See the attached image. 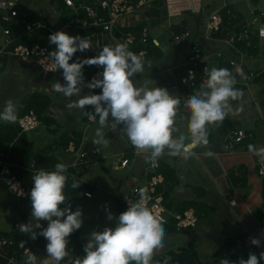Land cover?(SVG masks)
<instances>
[{
  "label": "crops",
  "instance_id": "crops-1",
  "mask_svg": "<svg viewBox=\"0 0 264 264\" xmlns=\"http://www.w3.org/2000/svg\"><path fill=\"white\" fill-rule=\"evenodd\" d=\"M225 4H227L226 7ZM19 6L21 20L29 19L46 23V29L52 33L64 31L71 36H80V30L66 26L74 11L66 6L65 0H19ZM225 8L232 10L231 17L234 19L232 22H225L224 19V25L242 22L243 25L251 28L253 38H250L249 44L246 43L243 47L245 69L247 71L262 70L264 15L260 14L264 12V0H157L124 16L115 26L116 32L122 37L127 34L138 35L139 31L148 28L151 42L160 48L161 55L158 58H148L144 73L136 74L132 79L137 85L166 88L170 94L182 97L183 101L175 123L174 135L177 137L189 136L190 110L183 106V102L195 94L201 86L192 92L182 84V77L186 75L188 69L191 44L201 45L209 57L210 70L213 67L226 68L230 59L240 57L225 44L220 34L207 37L206 25L210 14L219 9L222 15ZM180 24L184 29L181 28L180 32L175 31V27ZM5 26H7L6 23L0 21V64L5 63L0 76V88L9 93L0 97V108H4L6 102L13 97L12 95L21 93L19 105L16 107L18 119L20 109L24 106L27 97L41 96L40 98L48 99L49 102L43 114L49 121L47 125L52 123L59 125L57 129H49L52 132L51 139L48 140L50 142L43 145L36 144V139L40 136V128L22 133L17 126V120L11 123L0 120L2 140L15 133L14 139L8 142L7 148L9 156L13 148L10 160L14 164V172L21 181L26 183V187L32 188V178L39 170L53 171L57 163H64L67 168L65 175L68 178L65 202L73 203L71 206L73 211L77 208L82 209L83 219L100 221L99 226L102 228L111 227V221L107 219V216L109 211L119 216L116 209L117 199L134 198L138 190L146 183L145 170L149 164L145 160L146 154L138 153L127 141V136L120 129L122 126L109 125L103 130L108 141L107 146L96 144L94 141L96 129L99 127V118L92 121L84 115V112L93 109L92 106H87L83 110H69L66 107L67 98L52 90L53 82L65 83L63 70L51 73L43 69L36 60L22 59L5 51L1 52ZM185 30L191 31L190 38L175 42L173 33L181 34ZM157 32H159L158 36L151 34H157ZM97 33L88 30L87 36L93 45L92 55L98 54L105 45L110 44L111 40L105 35L98 37ZM101 33L117 38L112 33ZM23 39L29 43L31 38L27 35ZM139 45L144 44L137 42L135 46ZM128 49L137 53L133 46H129ZM246 56L251 59L246 60ZM229 68L234 73L232 74L234 77L240 76L241 71L238 66L231 65ZM252 88L232 102L233 111L222 124L209 128L210 142L207 146L195 149L197 156L185 160L165 154L160 158L164 164L163 174L166 177L161 185V192L168 193L164 204L170 211H179L188 201H196L197 206L193 209L198 213L199 222L197 227L185 230L173 229L174 227L165 224L164 228L168 232L165 239H177L182 236L185 239L184 245L172 248L165 242L164 248L154 255L152 263H160L167 251L181 249L190 244H193L195 248V262L199 264H205L201 258V247H205L203 249L208 251L209 257L227 259L232 264H238L241 258L247 260L249 253L259 257L260 253L264 252V230L261 224L264 213V173H260L264 161L248 151L249 144L256 148L264 147V113L259 108V117H255L251 110L247 109L251 100L255 102ZM89 92V89L84 88L82 95ZM101 92L102 89L99 88L91 90V94H101ZM2 111L3 109H0V112ZM239 112H245L239 120L244 119L247 127L236 126L231 121ZM71 121L73 124L69 125ZM41 122V125L46 124L43 120ZM239 128L244 129L247 136L242 142L233 143L229 136L230 132ZM71 141H74L78 148L95 150V153L90 155L91 161L88 164H80L77 161V155L68 151ZM0 150L6 151L4 148ZM207 151L213 152L214 155L206 157L204 153ZM109 158L113 167H106L108 172L105 175L100 172L92 173L96 166ZM123 159H129L126 165L122 164ZM117 169L121 171L119 186L115 185L116 174L110 172ZM74 178L81 183L77 189L71 187ZM86 189L91 190V196L84 195L83 191ZM5 193L32 209L30 196L15 197L3 185H0V199ZM63 206L61 205L62 208L65 207ZM16 238L26 242V250L30 249L31 243L37 244V241L42 243L44 250L41 246L37 254V264H55L48 258L45 247L48 241L43 236L38 235L37 241L30 240L26 236ZM79 238L80 229L68 238V249L72 240L79 247L81 245ZM253 238L259 239L261 245H253L251 243ZM221 246L227 249L226 254L223 253ZM260 264H264V260H260Z\"/></svg>",
  "mask_w": 264,
  "mask_h": 264
},
{
  "label": "clouds",
  "instance_id": "clouds-1",
  "mask_svg": "<svg viewBox=\"0 0 264 264\" xmlns=\"http://www.w3.org/2000/svg\"><path fill=\"white\" fill-rule=\"evenodd\" d=\"M49 41L55 46V50L49 53L53 65L45 70H63L65 81L63 84L53 82L51 88L67 98L69 110L92 106L94 111H86L84 115L93 121L99 118L94 142L107 146L103 130L109 125L122 126L120 129L129 142L138 153L146 154V162L152 164L165 154L185 160L197 156L195 149L209 144V128L222 124L233 111L232 102L242 96V92L235 88L236 79L228 69L205 68L207 78L200 89L183 102V106L190 110L189 136L177 137L174 133L180 97L170 94L166 88H149L134 83L132 78L144 73L145 62L126 44L114 47L107 44L95 57L77 58L70 63L78 51L83 53L93 48L91 40L58 31L50 35ZM40 63L43 64V60ZM86 65L102 67L103 72L98 74L102 78L93 77L86 81ZM84 88L90 92L82 95ZM98 88L102 89L101 94H91V90ZM0 120L10 123L17 120V109L11 100L0 112ZM248 151L264 161V147L256 148L249 144ZM204 155L212 157L214 153L207 151ZM66 172V165L57 163L53 171L39 170L33 176L31 216L37 223L20 224L19 230L30 234L33 240L38 235L43 236L48 241V258L55 264H152L154 255L165 246L166 231L163 218L146 206L148 196L144 189L138 190L139 201L129 204L118 218L108 212L107 219H115L116 227L92 232L84 246L86 255H72L68 249V238L82 227L83 212L80 208L73 211L70 203L61 207L67 197ZM80 185L74 178L72 189ZM41 221H47L48 226L37 233L36 230L42 228ZM251 243L261 245L257 238H253ZM260 260H264V252L259 257L249 253L248 259L241 258L238 264H260ZM25 264H37V255H28ZM220 264L232 262L223 259Z\"/></svg>",
  "mask_w": 264,
  "mask_h": 264
},
{
  "label": "built area",
  "instance_id": "built-area-1",
  "mask_svg": "<svg viewBox=\"0 0 264 264\" xmlns=\"http://www.w3.org/2000/svg\"><path fill=\"white\" fill-rule=\"evenodd\" d=\"M157 0H65L67 7L73 9L74 13L66 26L70 28H76L80 30L79 35L81 37L88 38L84 33L85 30L92 32H105L112 33L115 37L118 36V32L115 30V26L126 15L135 12L138 9L143 8L145 5ZM227 4H225V7ZM264 15V12L260 14ZM0 21L3 23H9L3 29V46L1 52L5 51L8 54L18 56L22 59L36 60L43 69H47L53 65V61L50 58L49 53L55 50L54 45H43L40 43H25L19 40L31 35L38 28H47L46 23H39L29 19L21 20V8L19 6V0H0ZM224 19L219 9L213 11L207 21L206 31L207 37H211L213 34H220L221 38L227 44V46L235 53L239 54V59H230L229 63L232 66H238L241 71L239 77H235V88L239 89L242 94L249 91L255 82L262 75L261 71H247L244 67V51L240 46L241 43L249 44L251 38V28L247 25H243L242 22L235 24L228 23L224 25ZM191 36L190 30H185L183 33H173V40L180 42L183 39H188ZM150 40L149 29L144 28L139 36L134 34H127L124 36V43L127 47L141 42L147 44ZM92 48L85 52H77L73 60L70 63L75 62L77 58H91L96 55H92ZM142 59L146 58L147 49L143 48L138 53ZM43 60V64L40 61ZM188 69L186 75L182 77V84L192 88V92L199 88V68L203 71L205 68L210 70L209 57L205 54V51L198 43H192L190 48V54L188 58ZM89 67H95L93 72H89ZM58 71V70H57ZM57 71H48L51 73ZM103 72L102 67L85 66L84 76L86 81H91L93 77L102 78L98 76ZM207 76H202V82ZM179 96V95H178ZM181 102L182 97L179 96ZM93 121V120H92ZM41 120L34 110H30L17 119V125L22 133H28L36 131L40 125ZM230 138L233 143H240L247 136L246 131L242 128L233 129L230 132ZM210 142V140H209ZM68 151L77 155V161L80 164H88L91 159L90 155L95 153V150H85L78 148L74 141H71L68 145ZM128 159H123L122 164L126 165ZM160 158L154 163H149L146 167L145 174L147 177L146 183L141 189H144L147 193L148 199L145 200V204L149 207L154 214L163 218L164 224L169 223L172 220L175 223L177 230L195 228L198 225L199 218L196 211L193 208H188L182 212L170 211L164 204L163 192H160L159 186L165 182L164 174L159 171ZM13 162L10 160L9 151L0 150V185H3L7 191L18 198H28L32 188H28L20 180L19 176L13 170ZM260 173H264V164L260 168ZM86 195L91 194V190H84ZM89 196V195H88ZM139 194L134 198L125 200L129 207V204L139 201ZM129 202V203H128ZM261 224L264 230V214L262 215ZM23 240L17 239L15 236L6 234H0V264H25V260L28 255L39 252V245L31 243L30 249H25ZM166 260L160 263L152 264H165ZM167 264H181L179 261L168 262Z\"/></svg>",
  "mask_w": 264,
  "mask_h": 264
},
{
  "label": "rangeland",
  "instance_id": "rangeland-1",
  "mask_svg": "<svg viewBox=\"0 0 264 264\" xmlns=\"http://www.w3.org/2000/svg\"><path fill=\"white\" fill-rule=\"evenodd\" d=\"M162 31H160L161 33ZM163 33V32H162ZM153 36H158L159 32H157V34L155 33H151ZM97 35H99L98 37L105 35L108 36L111 40L109 41V45L111 46H115L117 44H123L124 43V37H118V38H113L112 35L110 34H102L101 32H98ZM126 36V35H125ZM113 41V42H112ZM262 46V44H261ZM137 54V53H136ZM245 59V58H244ZM247 59H251V57L246 56V60ZM145 59H143L144 61ZM149 59L145 60L144 62H147ZM251 65V64H250ZM252 66H255L254 64H252ZM261 69L260 70L262 72V76L259 78V81L253 86V93H254V100H251L250 105L247 109H250L252 114L255 115V117H259V108L260 111L262 113H264V61L261 63ZM9 92H5L3 89L0 88V97H2L3 95H7ZM13 97L11 98V101L15 104V106L17 107L19 105L20 102V96L21 93H16V95H12ZM244 98V97H243ZM242 98V99H243ZM1 104V102H0ZM3 109V108H0ZM245 112H239L237 113L234 117H233V121L236 126H245L244 123V119L239 120L242 118V115ZM82 124H85L86 122H81ZM73 124V122L71 121L69 123ZM40 136H38V138L36 139V144H49L52 136V132H50V128L57 129L59 128V125H57V123H52L51 125H47V124H42L40 127ZM52 130V131H53ZM34 139V138H33ZM127 141L128 138H127ZM43 144V145H44ZM42 145V146H43ZM117 160V158H115ZM110 158L107 160L102 161V163L99 166H96L94 170H92V173H103L104 175L108 172V170H106V167H113L112 164L110 163ZM94 168V166L92 167V169ZM113 172L116 177L115 180V185L119 186V176H120V169L114 170V171H110ZM112 181V180H111ZM126 185H129L128 183H126ZM115 186V187H116ZM84 193V191H83ZM85 196H88L84 193ZM91 196V195H90ZM69 203L62 204L65 207L68 205ZM71 206H73V203H71ZM63 206V207H64ZM31 212L32 209L28 208L27 205H24L22 203H20L18 200L13 199L11 196H9V194L5 193L3 198L0 199V233H8L10 236L13 235L15 237H23L26 236L27 238H30V234H25L22 233L19 228L18 225L20 224H28L29 222L32 223L33 225H35L37 223V221L35 219H32L31 216ZM115 217H119L118 215H115V212L112 213ZM42 224V228L41 229H37V233H39L40 231H42L43 228H46V225H48L47 221H41ZM111 228H115L116 227V221L111 220ZM99 225H101L100 221H94L92 219H83V225L80 228V238L79 241L81 243V245L79 247H77L73 242V240L71 241V245L69 246V251L72 253V255L74 257H83L84 255H86V253L84 252V246L85 244L88 242L89 236L92 232L94 231H103L104 228L100 227ZM165 227V226H164ZM166 231V236L168 235L167 230ZM30 240H33L30 238ZM35 241H37L35 239ZM184 241L185 239L182 238V236L180 238L177 239H165V242L167 244H169L170 247H175V246H180V245H184ZM37 244H39L41 247L42 246V250L43 249V245L42 243H39L37 241ZM46 247V246H45ZM219 247V246H218ZM205 247H201V251L200 253H202L201 258L202 261L205 264H220V261L223 260V258H217V257H209L208 251L205 249H203ZM223 253H227V249L223 246H221ZM41 250V249H40ZM41 253V251H40ZM205 255V257H203ZM226 258H228L226 256Z\"/></svg>",
  "mask_w": 264,
  "mask_h": 264
},
{
  "label": "trees",
  "instance_id": "trees-1",
  "mask_svg": "<svg viewBox=\"0 0 264 264\" xmlns=\"http://www.w3.org/2000/svg\"><path fill=\"white\" fill-rule=\"evenodd\" d=\"M232 10H230L229 8H225L223 9V19H225V22L229 21L232 22V20L234 19V17L232 16V13L230 12ZM72 15V13H71ZM72 16L69 17V20L71 19ZM6 25L8 26L9 23H6ZM184 27L182 26V24H180L179 26L175 27V31H181ZM142 31V30H141ZM141 31H139L141 33ZM84 33L86 35H88V30H85ZM139 33V34H140ZM53 34L51 31L47 30L46 28H38L36 29L31 35H30V42L29 43H40L43 45H52L49 41V37L50 35ZM139 34L137 36H139ZM251 34V31H250ZM251 38H253V35H251ZM19 41H24L25 43H27V41H25L24 39H21ZM136 44L132 45L134 47V49L136 50V52L138 53L141 49L146 48L147 49V55L145 59H148L150 57L152 58H158L161 55V50L160 48L156 47L152 42H151V38L148 42V44H144V45H139V46H135ZM131 46V47H132ZM243 49L244 46H246V43H241L240 45ZM190 54V52H189ZM189 54H188V58H189ZM228 67H231L230 63L228 66H226V69H228ZM5 68V63L0 64V76L1 73L3 72ZM89 72H93L95 70V67H89ZM198 76H199V84L201 85L203 82L201 80L202 76H207V74L205 73V71H203L201 68L198 69ZM231 72V69H228ZM232 74H234L233 72H231ZM258 81V80H257ZM199 85V86H200ZM186 86V85H185ZM191 91L192 88L187 86ZM41 96H36V95H31L29 97H27L24 106L20 109L19 112V116L24 115L25 113L29 112L30 110H34L38 117L41 118V120L45 121L46 124H49V121H47L48 119L46 117H44V111L47 108V106L49 105L48 99L45 98H40ZM88 111H94V109H89ZM86 118H88L86 116ZM18 126V125H17ZM15 133H12L11 136L7 137L6 139L2 140L0 138V149H6V151H8V142L13 140ZM13 148L10 152V158L12 157L11 155L13 154ZM129 160V159H128ZM161 164H160V168L159 171H161L163 173L164 171V164L162 163V161L160 160ZM166 179V177H165ZM23 182V181H22ZM24 183V182H23ZM24 185H26V183H24ZM160 192L162 191V187L159 186L158 189ZM164 194V199L165 196L168 195V193H163ZM136 195H138V192L136 193ZM135 195V196H136ZM194 206H197L196 201L191 200L188 201L187 203L184 204V206L181 207V209L179 210V212H182L188 208H194ZM128 208V205L126 204L125 200H118L116 202V209L118 214L120 215L122 212L126 211ZM198 214V213H197ZM264 214V213H263ZM171 221L169 223H166V225H169L170 227H174L173 229H176L175 223L172 220V218L170 219ZM165 225V224H164ZM192 229V228H189ZM185 230V229H183ZM0 234H6L9 235L8 233H0ZM13 236V235H12ZM196 259V251L195 248L193 246V244H190L186 247H181V249H171L169 251H167L166 255L164 257L161 258V262L166 260L167 264L168 262H172V261H179L181 264H199L197 261L195 262ZM203 264V263H201Z\"/></svg>",
  "mask_w": 264,
  "mask_h": 264
},
{
  "label": "water",
  "instance_id": "water-1",
  "mask_svg": "<svg viewBox=\"0 0 264 264\" xmlns=\"http://www.w3.org/2000/svg\"><path fill=\"white\" fill-rule=\"evenodd\" d=\"M118 34V36H120V34L119 33H117Z\"/></svg>",
  "mask_w": 264,
  "mask_h": 264
}]
</instances>
